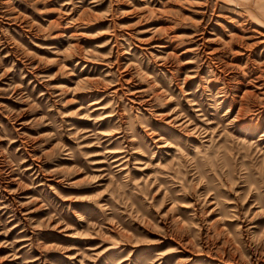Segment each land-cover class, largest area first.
Returning <instances> with one entry per match:
<instances>
[{"label": "rangeland", "instance_id": "obj_1", "mask_svg": "<svg viewBox=\"0 0 264 264\" xmlns=\"http://www.w3.org/2000/svg\"><path fill=\"white\" fill-rule=\"evenodd\" d=\"M0 264H264V0H0Z\"/></svg>", "mask_w": 264, "mask_h": 264}]
</instances>
